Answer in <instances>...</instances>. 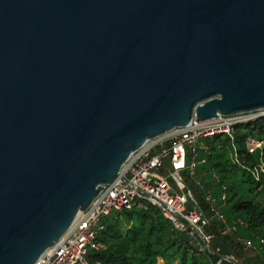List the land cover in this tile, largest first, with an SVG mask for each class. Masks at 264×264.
Segmentation results:
<instances>
[{
  "label": "water",
  "instance_id": "obj_1",
  "mask_svg": "<svg viewBox=\"0 0 264 264\" xmlns=\"http://www.w3.org/2000/svg\"><path fill=\"white\" fill-rule=\"evenodd\" d=\"M260 110L264 0H0V264H35L146 141Z\"/></svg>",
  "mask_w": 264,
  "mask_h": 264
},
{
  "label": "built area",
  "instance_id": "obj_2",
  "mask_svg": "<svg viewBox=\"0 0 264 264\" xmlns=\"http://www.w3.org/2000/svg\"><path fill=\"white\" fill-rule=\"evenodd\" d=\"M238 119L218 115V118L207 122L192 120L185 128L146 141L131 153L121 166L118 178L102 187L88 208L79 213L68 230L35 264H94L89 260V254L105 248L99 240L101 220L114 212L145 210L148 205L157 207L175 231L186 235L190 244H196L200 251H205L207 246L201 244L200 237L202 236L207 244L210 236L203 233L207 225L203 211L194 204L188 192L178 194L170 182L177 188H183L181 175L192 177L197 165L198 151L208 150L207 146L204 143L199 144V141L214 136L215 133L226 134L230 138L235 151L233 160L239 163L232 136L233 126L240 122ZM261 146L262 142L247 139L248 153H253ZM165 161L169 162L171 171L164 177L159 176L157 172L164 169ZM258 172L256 169L252 172L257 179ZM120 179L125 182L122 183ZM197 184L199 185L198 182ZM209 194L207 192V201L211 199ZM188 197L194 205H188ZM211 211L214 212L213 209ZM219 218L222 219L221 216ZM257 240L260 245L264 244L263 239ZM242 244L245 249L253 247V242L248 239H243Z\"/></svg>",
  "mask_w": 264,
  "mask_h": 264
},
{
  "label": "trees",
  "instance_id": "obj_3",
  "mask_svg": "<svg viewBox=\"0 0 264 264\" xmlns=\"http://www.w3.org/2000/svg\"><path fill=\"white\" fill-rule=\"evenodd\" d=\"M233 134L234 142L239 144V148L235 146L239 163L224 160L223 154L209 152L205 155L206 167L203 168L206 173L217 168L218 173L226 175L222 177L229 182V187H226L229 214L226 218L231 225H236L235 236L264 240V168L258 172V179L252 174V170L260 166L259 163L262 162L264 166V146L253 154H248L245 147L249 137L264 144V117L254 122L235 124ZM221 136L216 134L205 139L209 151L223 148L225 142H229L226 137L223 143ZM121 215L126 217V222L121 220ZM236 219L241 220L245 227L235 224ZM212 224V230L215 227L222 229L217 222L212 221ZM100 226L99 240L105 248L89 254V260L94 264H218L219 261L208 251H199L190 246L188 238L178 234L160 210L152 205L145 210L114 212L104 217ZM231 237L228 234L221 236L216 231L213 242L209 243L210 250L215 253L219 247L216 254L232 256L239 264H264V244L257 246L254 258L244 260L243 251L239 250L238 243L236 247L232 244ZM219 264L229 263L221 261Z\"/></svg>",
  "mask_w": 264,
  "mask_h": 264
},
{
  "label": "rangeland",
  "instance_id": "obj_4",
  "mask_svg": "<svg viewBox=\"0 0 264 264\" xmlns=\"http://www.w3.org/2000/svg\"><path fill=\"white\" fill-rule=\"evenodd\" d=\"M218 115H220V114L218 113ZM230 117H238L239 118L238 121H240V122H237V123L254 122L257 119H259L261 117H264V110H260V111H256V112H250V113H247V114L246 113L245 114L244 113L236 114V115H232ZM192 120L195 121V116H193ZM212 120H214V119H212ZM212 120H210V121H212ZM186 126H188V124ZM185 127L174 128L171 131L166 132L164 135H166L169 132L178 131V130H180L182 128H185ZM208 130H210V129H208ZM216 134L217 133H215L214 135H216ZM218 134H222V133H218ZM164 135H161L159 137H162ZM208 135H211V134H208ZM232 136H233V142H234L233 129H232ZM210 137H212V135L207 137V138H210ZM226 137L229 139V142H225L223 148H220V149L216 148V149H214L212 151L207 150L206 152L203 151V150H199L198 151V160H197V165H196V168H195V173L193 174V176L189 177L186 174H182L181 175L182 180H183V188L182 189L175 187L172 182H170V184H172V186L175 188V191L178 194H186L188 192L190 194L191 198L194 200V204L196 203V205L199 207V209H201L203 211L204 218L207 221V225L205 226V228L203 230V233H204L205 236H210L209 242L207 243L208 244L207 245L208 248H209V243H212L213 239L216 236V231H218L221 236L228 234V235L232 236L231 238H232V244L233 245H235L237 243L239 244L238 245V246H240L239 250L243 251L244 260H247L249 258H254L255 255H257V251H258V247L257 246L260 245L258 243V240H257V239H259V237H257L255 239V241H254V240L249 239V238H242V237L240 238L239 236H235L234 233L236 232L237 227H236V225H231V223L228 222L227 218H226L228 216V214H229V212H228V210H229V202H228L229 193L226 190V187H229V182H228L227 179L222 178V177H225L226 175L224 173H222V174L218 173L217 168H214L215 171L213 169L210 170V172L208 171V173H206V169L203 168V167H206V156L205 155L208 154L209 152L210 153L212 152L213 154H217V153L223 154L224 155V157H223L224 160L233 161V162L236 163L235 159L233 160L235 151H234L233 146H232V141L230 140V138L226 134H222L221 139H222V141L224 143ZM207 138H205V139H207ZM249 138L253 139L254 141H257V142H262L261 148L256 149L253 153H255L256 151H259V150H261L263 148V146H264L263 141H259V140L255 139L253 137H249ZM205 139H201L199 141L200 142L199 144H201V143L205 144ZM246 142H247V140H246ZM246 142H245V147H246ZM199 144L197 145V147L199 146ZM234 145L237 148H239V144L238 143L234 142ZM207 148H209V147H207ZM253 153H248V154H253ZM237 159H238V162H239L240 158H239L238 152H237ZM259 165L260 166L254 168L252 170V172L255 169L257 171H260V170H262L264 168L262 162L259 163ZM168 171H171V168H170L169 162L165 161L164 169L161 170V171H158L157 174L159 176H163L164 177V176H166L168 174ZM197 182L199 183V185L197 184ZM207 184H209L210 188L209 187L207 188ZM207 192H209L210 193L209 195L211 196L210 197L211 199L209 201L206 200ZM199 196H201V197H199ZM188 202L190 203L188 205H194L193 201L189 197H188ZM209 202H212V203H209ZM211 209H213L214 212L211 211ZM215 212H217L218 214H216ZM219 216H221L222 219H220ZM120 218H121V220L123 222L127 221L126 217L123 216V215H121ZM178 220H179V218H178ZM181 221H182V219H181ZM212 221L217 222V224L219 226H221L222 229L219 230V229H216V227H215V230L214 229L212 230L211 229V226L213 225ZM238 221H241V220L236 219L234 223L238 224V226H244L245 227V225L243 224L242 221H241L242 222L241 224ZM178 234H180V233H178ZM243 239L251 240L253 242V247L245 249L243 244H242V240ZM188 242H189V239H188ZM195 242L196 241H194V243ZM201 244H203L202 241H201ZM189 245L192 246V247L197 248L198 250L200 249L199 246L196 245V244L192 245V244L189 243ZM236 246L237 245H235V247ZM218 250H219V247H217L215 249V253L218 252ZM206 251H207V249H206ZM226 257L232 259L236 264L240 263L237 260H235L232 256H226ZM221 261H226V260L219 259L218 264ZM160 262H161V260H159V263ZM226 262H228V261H226Z\"/></svg>",
  "mask_w": 264,
  "mask_h": 264
}]
</instances>
